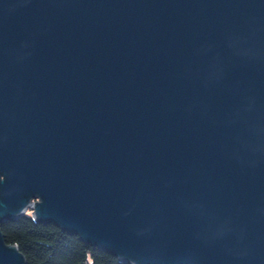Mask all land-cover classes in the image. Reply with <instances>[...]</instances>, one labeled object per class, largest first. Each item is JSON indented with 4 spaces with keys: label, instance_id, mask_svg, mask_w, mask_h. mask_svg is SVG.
Returning <instances> with one entry per match:
<instances>
[{
    "label": "water",
    "instance_id": "water-1",
    "mask_svg": "<svg viewBox=\"0 0 264 264\" xmlns=\"http://www.w3.org/2000/svg\"><path fill=\"white\" fill-rule=\"evenodd\" d=\"M28 212L126 263L264 264V0H0V222Z\"/></svg>",
    "mask_w": 264,
    "mask_h": 264
},
{
    "label": "trees",
    "instance_id": "trees-1",
    "mask_svg": "<svg viewBox=\"0 0 264 264\" xmlns=\"http://www.w3.org/2000/svg\"><path fill=\"white\" fill-rule=\"evenodd\" d=\"M29 214L0 222L7 243L19 247L27 264H131L91 244L85 245L79 236L62 232L54 224L38 223Z\"/></svg>",
    "mask_w": 264,
    "mask_h": 264
},
{
    "label": "rangeland",
    "instance_id": "rangeland-1",
    "mask_svg": "<svg viewBox=\"0 0 264 264\" xmlns=\"http://www.w3.org/2000/svg\"><path fill=\"white\" fill-rule=\"evenodd\" d=\"M30 214L29 215H32L31 212H29Z\"/></svg>",
    "mask_w": 264,
    "mask_h": 264
}]
</instances>
